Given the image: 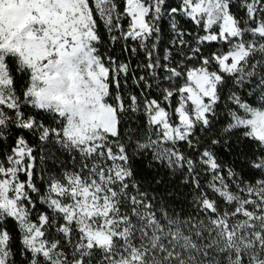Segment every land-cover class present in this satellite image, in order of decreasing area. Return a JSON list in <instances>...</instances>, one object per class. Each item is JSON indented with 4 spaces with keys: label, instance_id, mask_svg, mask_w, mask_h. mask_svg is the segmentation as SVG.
Wrapping results in <instances>:
<instances>
[{
    "label": "snow or ice",
    "instance_id": "obj_1",
    "mask_svg": "<svg viewBox=\"0 0 264 264\" xmlns=\"http://www.w3.org/2000/svg\"><path fill=\"white\" fill-rule=\"evenodd\" d=\"M0 264H264V0H0Z\"/></svg>",
    "mask_w": 264,
    "mask_h": 264
}]
</instances>
